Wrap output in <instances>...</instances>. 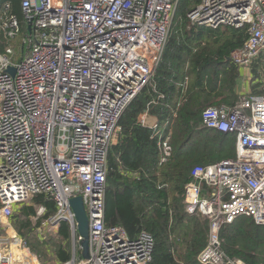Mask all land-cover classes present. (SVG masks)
I'll return each instance as SVG.
<instances>
[{"label":"built area","instance_id":"1","mask_svg":"<svg viewBox=\"0 0 264 264\" xmlns=\"http://www.w3.org/2000/svg\"><path fill=\"white\" fill-rule=\"evenodd\" d=\"M181 1L20 0L31 23L26 49L15 63L0 55V264H42L11 223L41 194L56 206L43 225L66 222L72 252L80 251V237L69 203L83 199L90 258L65 264L152 262V235L132 239L106 225L108 155L123 114L162 61ZM9 11L6 3L0 24L14 40L21 23ZM188 19L212 30L246 28L245 43L229 58L243 75L264 54V0H202ZM201 118L204 127L235 136L236 159L191 171L185 213L206 216L210 229L198 261L248 264L222 249L220 232L240 218L264 227V95L240 93L234 106L209 107ZM169 141H161L162 162L171 156ZM46 212L37 207L33 221Z\"/></svg>","mask_w":264,"mask_h":264},{"label":"trees","instance_id":"2","mask_svg":"<svg viewBox=\"0 0 264 264\" xmlns=\"http://www.w3.org/2000/svg\"><path fill=\"white\" fill-rule=\"evenodd\" d=\"M202 0H182L177 10L163 58L149 84L123 114L121 136L108 155L105 222L121 226L134 239L147 232L154 239L150 264H200L199 254L209 238V220L197 212L185 213V188L197 165L228 160L236 154V138L202 124L209 107L234 106L239 100L242 72L229 60L243 46L246 28L218 30L193 25L188 14ZM10 15H16L21 31L14 40L5 37L0 24V55L19 62L29 35L20 0H10ZM3 10L0 12V23ZM10 51V52H8ZM229 60V61H228ZM253 95L264 93V54L252 65ZM264 95V94H262ZM156 120L152 128L142 119ZM169 136L171 156L162 162L161 141ZM126 173L137 171L139 178ZM11 220L18 236L42 264H65L72 260L69 225L62 222L52 237L42 240L38 229L56 212L54 201L41 194ZM47 212L34 222L36 208ZM222 249L248 264H264V227L240 218L220 232ZM77 260L82 261L81 251Z\"/></svg>","mask_w":264,"mask_h":264},{"label":"water","instance_id":"3","mask_svg":"<svg viewBox=\"0 0 264 264\" xmlns=\"http://www.w3.org/2000/svg\"><path fill=\"white\" fill-rule=\"evenodd\" d=\"M29 30L31 29V23H29L28 26ZM230 60V59H229ZM228 60V61H229ZM8 73L12 76L15 75L16 70L14 68H9ZM70 207L75 215V221H76V231L78 236L80 237L79 241V249L81 251V256L83 260H89L90 258V244H89V218L84 206V202L82 197L73 198L70 200ZM77 257V252L74 250L72 252V260L74 261Z\"/></svg>","mask_w":264,"mask_h":264},{"label":"rangeland","instance_id":"4","mask_svg":"<svg viewBox=\"0 0 264 264\" xmlns=\"http://www.w3.org/2000/svg\"><path fill=\"white\" fill-rule=\"evenodd\" d=\"M243 80H241L239 87H238V94L243 93H251L253 92V85L254 80L256 77H254V73L252 70L248 71L247 73L245 72V75L243 76ZM259 95H262L264 93L258 92ZM227 159H236V154H232L230 158ZM30 205H33L32 201L29 203ZM58 231V229H55L54 227L51 226H44L39 229V236L42 240L48 239V237L54 236V234ZM78 245V244H77ZM79 252V251H78Z\"/></svg>","mask_w":264,"mask_h":264},{"label":"crops","instance_id":"5","mask_svg":"<svg viewBox=\"0 0 264 264\" xmlns=\"http://www.w3.org/2000/svg\"><path fill=\"white\" fill-rule=\"evenodd\" d=\"M10 2V0H0V12L3 10V7H4V5L6 4V3H9ZM155 124H156V120L154 119V118H151V117H148L147 118V121H146V123L144 124L145 126H147V127H150V128H152L153 126H155ZM121 132H120V134H119V136H118V138H117V140L114 142V144L113 145H115V144H118V142H119V138H120V136H121ZM123 173L125 174V175H129L132 179H135V178H139V173L137 172V171H135V172H133V173H126V171L125 170H123Z\"/></svg>","mask_w":264,"mask_h":264},{"label":"bare ground","instance_id":"6","mask_svg":"<svg viewBox=\"0 0 264 264\" xmlns=\"http://www.w3.org/2000/svg\"><path fill=\"white\" fill-rule=\"evenodd\" d=\"M56 207V206H55Z\"/></svg>","mask_w":264,"mask_h":264}]
</instances>
